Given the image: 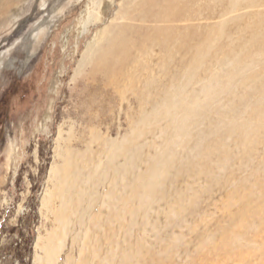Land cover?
Instances as JSON below:
<instances>
[{
    "label": "rangeland",
    "instance_id": "obj_1",
    "mask_svg": "<svg viewBox=\"0 0 264 264\" xmlns=\"http://www.w3.org/2000/svg\"><path fill=\"white\" fill-rule=\"evenodd\" d=\"M20 44L35 53L25 69ZM0 55L13 57L0 68V264H201L200 237L228 223L247 188L264 205V113L250 120L264 104V0H0ZM182 107L193 115L169 136L166 108ZM246 122L250 147L228 133ZM220 141L228 158L207 159ZM155 164L125 242L103 243ZM181 187L197 196L177 214ZM249 233L238 244L256 253Z\"/></svg>",
    "mask_w": 264,
    "mask_h": 264
},
{
    "label": "bare ground",
    "instance_id": "obj_2",
    "mask_svg": "<svg viewBox=\"0 0 264 264\" xmlns=\"http://www.w3.org/2000/svg\"><path fill=\"white\" fill-rule=\"evenodd\" d=\"M36 33V32H35ZM24 37V36H23ZM25 39V38H24ZM29 39V38H28ZM22 40V39H21ZM20 40V41H21ZM26 42V41H25ZM30 42H31V39H30ZM21 45V44H20ZM27 46V43L24 44ZM24 47L23 44L21 46L17 45L15 46L14 50H18V52L24 54L25 58H24V62L23 60L22 61H17L18 63H21L22 67L24 66V69L25 67H27V63L29 61H31L32 57L35 55L34 52H31L29 47ZM11 50V49H10ZM200 51V50H198ZM12 52V51H11ZM10 53V52H9ZM1 56V55H0ZM3 57V56H2ZM5 59V58H4ZM2 59V60H4ZM201 59V58H200ZM12 61L13 62V57H12V60L9 59V57L3 61L2 63H0V68L2 67H5L3 64L4 62L5 63H8ZM3 65V66H2ZM10 65V64H9ZM11 67V65H10ZM20 67V66H19ZM8 72V70H6ZM15 71V70H14ZM17 71V70H16ZM11 73V72H10ZM206 97V96H205ZM256 97V96H255ZM174 99V98H173ZM177 99V98H176ZM172 100V99H171ZM208 100V98H207ZM210 101V100H209ZM178 102V101H177ZM201 102V101H200ZM168 103H169V100H168ZM167 103V104H168ZM174 101L172 102V105L174 106ZM176 103V102H175ZM192 103V102H191ZM198 103V101H197ZM208 103V102H207ZM167 104H165L167 106ZM177 104V103H176ZM194 104V103H193ZM203 104V103H202ZM172 106V107H173ZM176 106V105H175ZM171 107V106H170ZM200 107V106H199ZM177 109V108H176ZM180 109V108H178ZM177 109V110H178ZM177 110L175 111V113L177 112ZM182 110H184V113L181 114V115H176V114H173L170 110V108H166V117H168L170 120H171V124L169 125V129H168V132L169 133V136L170 134H173V133H183L185 131V126H186V121L187 119H189L192 115H193V110L191 108H183L182 107ZM195 110V109H194ZM198 110H196L197 112ZM262 112L264 113V104L257 107L254 112L252 113L251 115V121L253 122H256V121H253V120H257L259 121L260 118H262ZM160 113H158L159 115ZM157 115V114H156ZM164 114L161 115L160 114V117H165ZM159 117V118H160ZM158 118V117H157ZM167 118V119H168ZM192 119V118H191ZM263 120V119H262ZM152 121V120H151ZM156 121V120H155ZM250 123L251 122H246L244 125L242 126H231L230 129H229V134H235L237 135L239 138H240V143L246 145L247 147H250V141L248 140V136L250 135ZM256 125H259V124H256ZM143 128V127H142ZM187 128V127H186ZM254 128V127H253ZM149 130V129H148ZM167 133V132H166ZM256 133H257V137H258V142L259 143H263L264 144V127L261 128L260 126L256 129ZM255 133V134H256ZM168 136V137H169ZM253 137V136H252ZM216 138V137H215ZM214 140V139H212ZM166 141V140H165ZM173 143V142H171ZM166 144V143H165ZM163 147V146H162ZM257 147V146H256ZM171 148V147H170ZM210 150H208L206 152L207 154V159L209 156H216V155H221L223 157H226L225 159H227L228 157V151H225L224 150V147L222 146L221 144V141L220 142H214L211 147H209ZM163 149V148H162ZM161 149V150H162ZM208 149V147H207ZM153 150V149H152ZM164 150V149H163ZM164 151H167V150H164ZM163 151V152H164ZM240 151V150H239ZM245 151V150H244ZM243 151V152H244ZM257 151V150H256ZM152 152V151H151ZM154 152V151H153ZM160 152V151H159ZM158 152V153H159ZM168 152V151H167ZM166 152V153H167ZM232 152V151H231ZM242 152V151H241ZM162 153V152H161ZM165 153V155H167ZM234 153V152H233ZM247 153V152H246ZM250 153V152H249ZM259 153V152H258ZM248 154V153H247ZM143 155V154H141ZM145 155H146V152H145ZM143 155V156H145ZM150 155V153H149ZM164 154H162V157L164 158L163 162L164 164H166V161H167V156H165ZM205 155V154H204ZM156 156V155H155ZM220 156V157H221ZM244 156V155H243ZM146 158V157H145ZM152 157H150L151 159ZM154 158V157H153ZM160 158V157H159ZM157 158V160H160V163L162 162L161 159ZM231 158V157H229ZM252 158V157H251ZM156 159V158H155ZM169 159V157H168ZM213 160V158H211ZM232 159V158H231ZM230 159V160H231ZM234 159V158H233ZM239 159V157L237 158ZM220 160V159H219ZM224 160V158H223ZM241 160V159H240ZM242 160H246V159H242ZM156 161V160H155ZM217 161V160H216ZM221 161V160H220ZM228 161V160H227ZM250 161V159H249ZM172 162V161H171ZM247 162V161H246ZM169 162H167L168 164ZM211 163H213L211 161ZM219 163V162H218ZM238 162H236V166L237 167L239 164L241 165V163L237 164ZM261 163V162H260ZM193 164V163H192ZM191 164V165H192ZM208 164V163H207ZM223 164V163H221ZM225 164V163H224ZM223 164V165H224ZM160 165V166H159ZM156 166L153 165V169L151 170V172H149L147 175H145L147 173V171H145V174L142 173L143 175H141L139 178V181H138V184L136 186V190H135V194L133 196V199L132 201H130L131 203L134 201H138L139 198H141L140 200H142L143 198H146L149 196V192L150 190H153V187H154V182H155V179L156 177L161 173V170L163 169L161 164H159ZM204 165V164H203ZM209 165V164H208ZM211 165V164H210ZM214 165V164H213ZM261 165H263V163H261ZM190 166V165H189ZM206 166V164H205ZM220 166V165H219ZM222 166V165H221ZM220 166V167H221ZM228 166V164H227ZM226 166V167H227ZM192 167V166H191ZM204 167V166H203ZM200 168H202L200 166ZM218 168V167H217ZM184 169V168H182ZM209 169L212 171L211 168L209 167H204V170L202 171L206 174L209 175ZM216 169V168H215ZM188 170V169H187ZM199 170V169H198ZM201 171V170H200ZM217 171V170H216ZM262 171V170H261ZM166 172V171H165ZM184 172H189V171H186L184 170ZM231 173V172H230ZM137 174V173H136ZM204 174V175H206ZM213 174V173H211ZM210 174V175H211ZM215 174V173H214ZM213 174V175H214ZM262 174V173H261ZM164 175V174H163ZM201 175V174H200ZM209 175V176H210ZM255 175V174H253ZM252 175V177H253ZM212 176V175H211ZM227 176V175H226ZM137 177V176H136ZM160 177V176H159ZM207 177V176H206ZM209 178V177H208ZM226 178V177H225ZM231 178V177H230ZM263 178V177H262ZM159 179V178H158ZM161 179V178H160ZM208 180V179H207ZM232 180V179H231ZM256 180L258 181L257 183L262 185L263 189L260 188L259 191H261V189L263 190L262 191V194L264 195V185L262 184L263 180H261V178H256ZM210 182V181H209ZM208 182V184H209ZM235 182V181H234ZM255 182V181H254ZM137 183V182H136ZM214 183V182H213ZM231 184L233 183V180L230 182ZM229 183V184H230ZM236 183V182H235ZM221 184V183H220ZM234 184V183H233ZM238 184V183H237ZM236 185V184H235ZM257 185V184H256ZM214 186V185H213ZM219 186V185H218ZM221 186V185H220ZM239 186V185H238ZM244 187V185H242ZM259 186V185H257ZM172 187V186H171ZM227 187V186H226ZM229 187V186H228ZM231 187V186H230ZM233 187H236V186H233ZM232 187V188H233ZM173 188V187H172ZM208 188V187H207ZM211 188V187H210ZM209 188V189H210ZM220 188V187H219ZM218 188V189H219ZM238 188V187H236ZM251 188H254V187H250ZM257 188V187H256ZM249 188L246 189V191L244 192V195L241 197L239 203L241 202V206L240 208L238 207L239 203L236 202L235 205L237 204L238 206V210L237 211H234V213L231 215V217L228 219V223L226 225H221L220 226V229L218 231L217 234L215 235H210V236H203V237H200V246H202L204 248V253H202L203 255H201V264H212V260L214 259H218L220 260V263L222 264H228L230 262H235L237 264H253V262L255 261L256 263L255 264H264V240H262L263 238L261 237H264L261 235V233L264 231V205L262 204V206H255V204L253 205L252 203V199L251 197H253L252 195L255 193L253 192V194L251 195L250 193V190H248ZM258 189V188H257ZM172 190V189H171ZM175 190V188H174ZM235 190V189H233ZM241 190V189H240ZM243 190V189H242ZM201 191V190H200ZM207 191V190H206ZM239 191V189H238ZM238 191H235L236 194L238 193ZM244 191V190H243ZM253 191V189H252ZM173 192V191H172ZM215 192V191H214ZM233 192V191H232ZM256 192V190H255ZM168 193V191H167ZM174 193V192H173ZM208 193V192H207ZM231 193V192H230ZM242 194V192H240ZM203 194V193H202ZM165 195V194H164ZM200 195V194H199ZM206 195V194H205ZM209 195V194H208ZM211 195V193H210ZM235 196V193L233 194ZM116 196V195H115ZM151 196V195H150ZM197 196V191L196 192H192L189 188L187 187H184V188H178L176 191H175V194H173L172 199L173 200H170L172 201V204H170V210L173 208L174 212L177 213V214H181L183 213L187 208L190 209L192 208V205L194 203V200ZM231 196V195H230ZM233 196V198H235ZM163 197V196H162ZM169 197V198H171ZM255 197V196H254ZM257 197V196H256ZM255 197V198H256ZM137 198V199H136ZM198 198V197H197ZM228 198H231V197H228ZM237 198V196H236ZM261 198V197H260ZM259 198V199H260ZM152 199V198H150ZM232 199V198H231ZM230 199V202H232ZM128 201V199H126ZM205 200V199H203ZM202 200V202H203ZM254 201H256L255 199H253ZM143 201V200H142ZM163 201V199H162ZM236 201V200H235ZM261 201V199H260ZM259 200L257 202H260ZM129 202V203H130ZM201 202V203H202ZM124 203V202H123ZM138 203V202H137ZM140 203V204H139ZM138 205L135 206V208H129L128 211H125V212H122L118 215H114V216H111L108 220V223L105 224L106 227H108V236L106 238H103L102 241L104 243V241H108V242H111V240H113L115 237H118L119 238V243L121 242V244H123L125 242V236H126V233H125V228L128 224V219H127V214L130 215L131 218L134 217V215L138 214L139 210H137V207L141 204V202H139ZM134 204V203H133ZM146 204V202H145ZM168 204V203H167ZM126 205V204H125ZM166 205V204H165ZM129 206V205H128ZM145 206V205H144ZM167 206V205H166ZM228 206V205H227ZM231 206V205H230ZM143 207V205H142ZM172 207V208H171ZM127 208V207H126ZM167 208V207H166ZM228 208H231L228 206ZM140 209V208H139ZM144 209V208H143ZM172 210V211H173ZM229 211V210H228ZM187 212V211H186ZM212 212V211H211ZM159 213V212H158ZM189 213V212H187ZM191 213V212H190ZM232 213V212H231ZM110 214V213H109ZM114 214V213H113ZM157 214V213H156ZM158 215V214H157ZM228 215V214H227ZM226 215V217H227ZM156 216V215H155ZM160 217V216H159ZM178 217L180 218L181 216L178 215ZM225 218V217H224ZM173 219V218H172ZM178 219V218H176ZM180 219H184V218H180ZM179 219V220H180ZM219 219V218H218ZM130 220V219H129ZM225 220V219H223ZM222 220V221H223ZM104 221V220H103ZM176 221V220H175ZM184 221V220H182ZM115 223L116 224V227H114V225H110V223ZM181 222V221H180ZM219 223V222H218ZM221 223H224V222H221ZM183 224V223H181ZM217 224V223H216ZM201 225V224H200ZM199 225V226H200ZM218 225V224H217ZM217 225H215L217 227ZM214 226V227H215ZM127 229V228H126ZM210 231V230H209ZM194 232V231H193ZM192 232V233H193ZM249 232H252L253 235V240H251V237H250V240H251V245H252V241L254 242V244L256 245L257 243V252L255 253V247L253 248L254 250H252V246L251 248L247 249L246 247H244V245H242V243L240 242V246H239V241L238 240H241L246 238L245 236L246 235H249L250 233ZM196 233V232H195ZM249 233V234H248ZM201 234V233H200ZM207 235V234H206ZM248 237V236H247ZM195 238V237H194ZM173 239V238H172ZM249 239V237H248ZM130 240V239H129ZM174 240V239H173ZM238 241L236 242L238 245L236 246H239V247H236L235 249H232V244L234 243V241ZM247 240V239H246ZM137 241V240H136ZM141 241V240H140ZM197 241V240H196ZM192 242V241H191ZM245 242H248V244L246 243L245 245L246 246H249V242L250 241H245ZM256 242V243H255ZM114 243V242H113ZM117 243V242H116ZM171 243V242H170ZM169 243V244H170ZM172 243H176L175 242H172ZM171 243V244H172ZM194 243V242H193ZM132 244V243H131ZM167 244V243H166ZM164 244V245H166ZM103 245V244H102ZM130 245V244H129ZM134 245V244H133ZM139 245V241H138V244ZM136 245V246H137ZM141 245V244H140ZM163 245V246H164ZM98 246V245H97ZM119 246V245H118ZM135 246V247H136ZM254 246V245H253ZM121 247V246H120ZM119 247V248H120ZM129 247V246H127ZM126 247V248H127ZM250 247V246H249ZM100 248V247H99ZM117 248V249H119ZM145 249V247H143ZM188 248V247H187ZM246 248V249H245ZM162 249V248H161ZM100 250V249H99ZM122 250L124 251V248L122 247ZM142 247H141V251H142ZM173 250V249H172ZM192 250V249H191ZM126 251V250H125ZM139 246H137L135 249H134V254H137L139 253ZM145 251V250H144ZM167 251V250H166ZM194 251V250H193ZM118 252L120 253V251L118 250ZM122 252V251H121ZM170 252V251H169ZM195 252V251H194ZM197 252V251H196ZM115 253V252H114ZM200 253V254H201ZM124 254V253H123ZM133 254V253H132ZM143 254V253H142ZM145 254V252H144ZM161 254V253H160ZM163 254V253H162ZM166 254V253H165ZM171 254V253H170ZM174 254V252H173ZM114 255V254H113ZM141 255V254H139ZM146 255V254H145ZM149 255V254H148ZM147 255V256H148ZM126 256V255H125ZM143 256V255H142ZM150 256V255H149ZM163 256V255H162ZM128 257V256H127ZM139 257V256H138ZM165 257V256H164ZM199 257V258H200ZM121 258V257H120ZM140 258V257H139ZM139 258L137 259L138 260V264H164L162 260H157V259H152V258H149L147 259H140ZM144 258V257H143ZM168 258V257H167ZM108 259V258H107ZM164 259V258H163ZM173 259V258H172ZM110 260V259H109ZM132 260V259H131ZM166 260V259H165ZM171 261V258L169 259ZM196 260V259H195ZM107 261V260H106ZM136 261V260H135ZM129 262V261H127ZM137 262V261H136ZM135 262V263H136ZM172 264H173V261H171ZM198 262V261H197ZM218 262V264H220ZM106 264V263H105ZM128 264V263H127ZM233 264V263H232Z\"/></svg>",
    "mask_w": 264,
    "mask_h": 264
}]
</instances>
